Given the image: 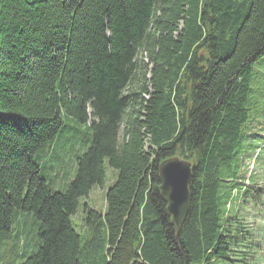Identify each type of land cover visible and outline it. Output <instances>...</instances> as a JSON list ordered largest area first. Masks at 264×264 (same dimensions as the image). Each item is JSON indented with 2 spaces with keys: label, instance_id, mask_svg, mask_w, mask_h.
<instances>
[{
  "label": "trees",
  "instance_id": "trees-1",
  "mask_svg": "<svg viewBox=\"0 0 264 264\" xmlns=\"http://www.w3.org/2000/svg\"><path fill=\"white\" fill-rule=\"evenodd\" d=\"M263 105L264 0H0V236L24 213L41 244L22 264H247L259 240L235 204L264 199L243 172ZM64 117L91 142L60 193L37 160ZM172 157L191 164L178 236L158 179ZM104 160L90 252L71 217Z\"/></svg>",
  "mask_w": 264,
  "mask_h": 264
},
{
  "label": "rangeland",
  "instance_id": "rangeland-1",
  "mask_svg": "<svg viewBox=\"0 0 264 264\" xmlns=\"http://www.w3.org/2000/svg\"><path fill=\"white\" fill-rule=\"evenodd\" d=\"M143 60L145 55L138 56ZM147 62L146 59L143 60ZM264 112V105L262 107ZM261 112V113H262ZM260 113V115H261ZM259 115V116H260ZM264 119V115L260 117ZM64 128L59 137L52 142L51 150L37 160L41 175L45 178L49 187L56 192L64 193L69 183L73 180L76 172V159L80 157L90 146L91 132L89 125H78L72 118H63ZM260 122V120H258ZM253 132L257 137L250 139V152L245 156L243 172L245 185L250 177V184L257 188H264V127L253 125ZM250 135V136H252ZM121 139V134H120ZM105 179L101 185H95L86 197L78 201L76 213L71 217V222L76 233L81 237L82 250L91 252L86 241L92 236L102 234L104 228L100 222L91 218L88 220L86 208L99 214L105 205V194L116 180V172L112 170L104 160ZM261 204V205H260ZM263 204V205H262ZM242 224L246 231L251 234L249 241L255 243L259 240L255 253L251 249H244V262L247 264H264V199L242 204H235ZM9 232L0 236V264H22L32 257L39 249L41 241L38 237V223L31 214L18 213ZM94 221V223L91 222ZM243 250V249H242ZM252 252V253H251ZM255 254L257 256H255ZM257 258V260H256ZM82 264H87L85 257L79 256ZM227 264H238L227 263Z\"/></svg>",
  "mask_w": 264,
  "mask_h": 264
},
{
  "label": "water",
  "instance_id": "water-1",
  "mask_svg": "<svg viewBox=\"0 0 264 264\" xmlns=\"http://www.w3.org/2000/svg\"><path fill=\"white\" fill-rule=\"evenodd\" d=\"M190 178L191 164L183 158L172 157L159 164L160 197L166 204L167 214L177 236L190 208Z\"/></svg>",
  "mask_w": 264,
  "mask_h": 264
}]
</instances>
